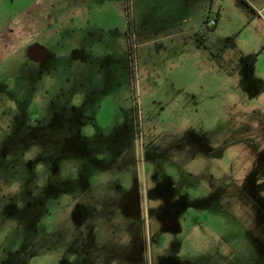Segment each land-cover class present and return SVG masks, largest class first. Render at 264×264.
I'll return each instance as SVG.
<instances>
[{"label": "rangeland", "instance_id": "374dc122", "mask_svg": "<svg viewBox=\"0 0 264 264\" xmlns=\"http://www.w3.org/2000/svg\"><path fill=\"white\" fill-rule=\"evenodd\" d=\"M29 4L46 56L0 44V264H264V0H0L1 34Z\"/></svg>", "mask_w": 264, "mask_h": 264}, {"label": "crops", "instance_id": "0c3cea01", "mask_svg": "<svg viewBox=\"0 0 264 264\" xmlns=\"http://www.w3.org/2000/svg\"><path fill=\"white\" fill-rule=\"evenodd\" d=\"M37 12H41L40 8L37 9V6L33 8V6L29 4L22 9L23 15L20 19L15 21V15L10 19L6 18L4 23L6 24L7 32L4 34L0 32V44L5 46L7 51H15L18 48L16 46L19 44L29 43L26 51V55L29 56L30 54H34L38 46H41L36 41V38L42 34L43 30L41 26L44 20L41 19V16L35 17ZM32 22H34L33 25H31ZM213 44L215 46L214 42ZM45 54L46 49L43 55Z\"/></svg>", "mask_w": 264, "mask_h": 264}, {"label": "trees", "instance_id": "16d2710c", "mask_svg": "<svg viewBox=\"0 0 264 264\" xmlns=\"http://www.w3.org/2000/svg\"><path fill=\"white\" fill-rule=\"evenodd\" d=\"M207 25L208 21L206 20L203 23L201 30L196 34V40L205 48L212 49L214 47V44L210 39V31L212 29L209 28Z\"/></svg>", "mask_w": 264, "mask_h": 264}, {"label": "flooded vegetation", "instance_id": "af4514ba", "mask_svg": "<svg viewBox=\"0 0 264 264\" xmlns=\"http://www.w3.org/2000/svg\"><path fill=\"white\" fill-rule=\"evenodd\" d=\"M208 26V25H207ZM37 47V46H36ZM38 50H36V51H34V54L32 55V54H30L29 56H27L29 59H31V60H35V61H37V60H39V59H41V58H44L45 56H46V54L45 55H39L38 54Z\"/></svg>", "mask_w": 264, "mask_h": 264}, {"label": "water", "instance_id": "95a60500", "mask_svg": "<svg viewBox=\"0 0 264 264\" xmlns=\"http://www.w3.org/2000/svg\"><path fill=\"white\" fill-rule=\"evenodd\" d=\"M36 50L39 51V52H38L39 55H43V53H44V51H45V48L42 47V46H38Z\"/></svg>", "mask_w": 264, "mask_h": 264}]
</instances>
